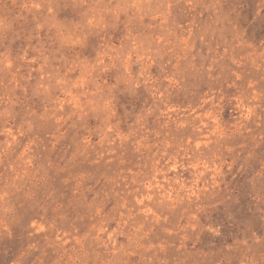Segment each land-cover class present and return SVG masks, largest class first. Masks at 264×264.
I'll list each match as a JSON object with an SVG mask.
<instances>
[{"label":"rangeland","instance_id":"1","mask_svg":"<svg viewBox=\"0 0 264 264\" xmlns=\"http://www.w3.org/2000/svg\"><path fill=\"white\" fill-rule=\"evenodd\" d=\"M0 264H264V0H0Z\"/></svg>","mask_w":264,"mask_h":264}]
</instances>
